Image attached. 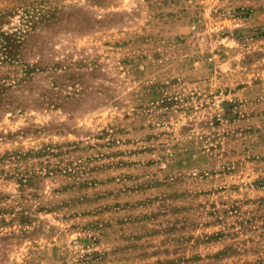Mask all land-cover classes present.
Instances as JSON below:
<instances>
[{"label":"rangeland","instance_id":"rangeland-1","mask_svg":"<svg viewBox=\"0 0 264 264\" xmlns=\"http://www.w3.org/2000/svg\"><path fill=\"white\" fill-rule=\"evenodd\" d=\"M0 264H264V0H0Z\"/></svg>","mask_w":264,"mask_h":264}]
</instances>
